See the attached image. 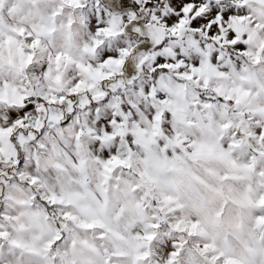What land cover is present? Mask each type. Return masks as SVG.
Listing matches in <instances>:
<instances>
[{"label":"snow or ice","instance_id":"6c2138e0","mask_svg":"<svg viewBox=\"0 0 264 264\" xmlns=\"http://www.w3.org/2000/svg\"><path fill=\"white\" fill-rule=\"evenodd\" d=\"M253 2L264 6V0ZM35 3L0 0V46H9L11 53L16 45L21 58L19 40H31L29 48L37 47L39 40L31 39V32L26 35L22 26L8 23V18L30 13ZM121 4L132 9L125 30L131 28L142 36L141 28L132 25L137 24L136 10L143 4L140 11L153 22L146 27L156 25L160 35L152 38L165 53L171 49L164 47L168 37L159 22L173 38L196 32L211 41L203 47L221 49L213 63L201 59L183 72L187 80L208 71L222 75L214 61L226 55L225 48L235 49L254 65L264 64V37L255 31L264 30V25L253 26L243 8L236 12L223 0H137L131 5L121 0ZM5 29L9 35L5 36ZM104 34L114 35L110 28H104ZM192 43L198 45L196 40ZM196 51L201 57L208 55L200 46ZM172 59H177L174 52ZM31 61L29 54L24 63ZM107 63L123 66L126 60ZM160 67L183 71L189 66L178 60L160 62ZM196 82L201 83L199 76ZM208 83L205 76V89ZM212 91L214 96L193 101L194 119L179 122L172 107L153 104L151 114L137 110L129 126L132 113L120 108L110 120H100L102 132L95 136V150L77 144L78 151L61 153L52 144L42 161L38 155L24 157L17 152V139L23 145L25 137L28 141L38 137L15 135L16 129L25 127L27 109L26 97L12 89L21 111L9 113L0 124V264H147L160 235L170 239L165 264H264V103L250 99L264 95V84ZM5 95L0 90V100ZM49 102L55 103V97ZM160 102L167 104L162 97ZM42 127L39 120L33 126ZM162 225L167 232H160Z\"/></svg>","mask_w":264,"mask_h":264},{"label":"clouds","instance_id":"9594fccd","mask_svg":"<svg viewBox=\"0 0 264 264\" xmlns=\"http://www.w3.org/2000/svg\"><path fill=\"white\" fill-rule=\"evenodd\" d=\"M128 3L131 5L137 0H128ZM223 3L226 8L234 7L236 12L243 8L253 26L264 25V6L255 4L253 0H248L247 4L243 0H223ZM7 7L5 5L6 16ZM30 7V13L15 19L9 17L8 23L22 26L26 35L31 32V39L39 40L38 46L29 48L27 45L31 40L20 39L23 58L16 52V45L11 46V53L9 46H0V90L6 93L0 100V124L9 113L21 111L13 101L12 89H15L17 95L26 97L24 106L27 109L23 115L25 127L16 129L15 135L19 137L30 133L38 137L34 141H28L25 137L23 145L18 139L14 142L17 152L24 157L38 155L44 161L50 155L52 144H56L61 153L78 151L77 144L85 150H95V136L102 132L100 120H110L113 112L120 108L132 113L127 121L129 126L135 121L137 110L151 114L153 104L157 108L172 107L177 111L179 122L181 118L194 119L197 108L193 101L214 96L212 90L215 88L227 91L237 86L255 88L258 82L264 84V64H252L248 57L238 55L232 48L223 49L226 55L214 61L216 71L222 75L208 71L194 74L193 80L185 79L183 72L190 71L192 64L201 59L213 63V56L218 55L221 49L215 45L214 51L203 47L211 41L196 32L180 33L173 38L167 32L166 25L159 22V27L168 37L164 47L171 49L165 53L163 47L157 46L152 38L160 35L155 30L156 25L151 29L146 27L153 22L147 13L140 11L143 4L136 10L137 24L132 25L139 26L144 32L143 36L131 28L125 30L124 25L131 23L127 17L132 9L125 8L121 0H74L72 3L68 0H36ZM156 7L159 8V5ZM34 27L36 31H33ZM104 28H110L114 35H105ZM255 31L264 37V30ZM9 34L5 29V36ZM193 40L198 45H194ZM197 46L208 55L201 57L196 51ZM123 51H128L129 55L121 57ZM172 52L177 59H172ZM29 54L32 61L25 64ZM10 57L12 63H9ZM229 57L231 63H226ZM115 58H123L126 63L123 66L107 63ZM178 60H183L189 67L183 71L160 67V62L175 64ZM245 68L247 71H244ZM242 75L250 79L241 80ZM196 76L200 77V84H197ZM205 76L209 81L207 89L202 85ZM56 77H59V81ZM81 82L80 90L73 92ZM53 97L56 102L50 103ZM60 97L64 98L63 103ZM161 97L167 104L160 102ZM250 99L252 103H264V95L257 97L254 94ZM113 105L119 108H113ZM37 120L42 122L43 127L34 130ZM40 144L45 147H39ZM4 147L7 151V138ZM167 231V226L162 225L160 232ZM169 245L168 236H158L147 264H165V252Z\"/></svg>","mask_w":264,"mask_h":264}]
</instances>
